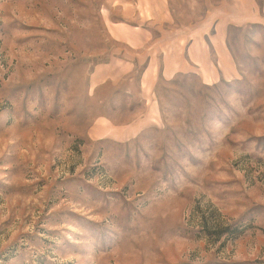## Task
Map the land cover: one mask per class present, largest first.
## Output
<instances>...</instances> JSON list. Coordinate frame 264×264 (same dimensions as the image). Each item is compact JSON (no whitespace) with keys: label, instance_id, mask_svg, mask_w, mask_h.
Returning <instances> with one entry per match:
<instances>
[{"label":"rangeland","instance_id":"374dc122","mask_svg":"<svg viewBox=\"0 0 264 264\" xmlns=\"http://www.w3.org/2000/svg\"><path fill=\"white\" fill-rule=\"evenodd\" d=\"M118 1L0 0V264H264V0H169L235 77L160 82L158 127L114 144L82 92Z\"/></svg>","mask_w":264,"mask_h":264},{"label":"crops","instance_id":"0c3cea01","mask_svg":"<svg viewBox=\"0 0 264 264\" xmlns=\"http://www.w3.org/2000/svg\"><path fill=\"white\" fill-rule=\"evenodd\" d=\"M131 1L134 20L109 18L106 55L87 67L82 94L99 112L88 129L93 141L131 143L157 128L160 82L192 72L204 84L235 77L229 50L176 24L169 0Z\"/></svg>","mask_w":264,"mask_h":264}]
</instances>
